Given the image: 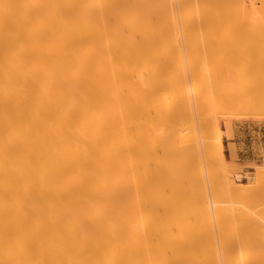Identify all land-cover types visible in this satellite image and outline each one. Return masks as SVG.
Listing matches in <instances>:
<instances>
[{
    "label": "bare ground",
    "instance_id": "6f19581e",
    "mask_svg": "<svg viewBox=\"0 0 264 264\" xmlns=\"http://www.w3.org/2000/svg\"><path fill=\"white\" fill-rule=\"evenodd\" d=\"M263 56L264 0H0V264H264V170L194 125Z\"/></svg>",
    "mask_w": 264,
    "mask_h": 264
},
{
    "label": "rangeland",
    "instance_id": "374dc122",
    "mask_svg": "<svg viewBox=\"0 0 264 264\" xmlns=\"http://www.w3.org/2000/svg\"><path fill=\"white\" fill-rule=\"evenodd\" d=\"M262 59L260 65V62L254 65H252L253 63H250L251 65L247 63L248 65L245 64L241 66L242 68L239 67V70L232 67L220 69L221 72H218L221 76L217 73L218 76H212L214 77L212 81L210 78L202 85L199 101L201 100L200 103L205 107L204 112H202L203 109L199 111L200 113L194 112V125L196 130H198V135L201 133V131L199 132L200 128L198 129L200 127L198 123L204 119V121H210L211 123L213 120L215 122L218 121V126L221 130L222 150L227 163L225 164L226 168L236 183L245 182L247 185H254L255 179L253 177L256 172L264 170V56ZM224 71L226 72L224 73ZM209 84L211 85L209 86ZM206 95L209 96L208 100ZM228 103L232 104L229 106ZM206 109L210 111L208 112ZM224 109L225 112L222 111ZM204 115L206 116L204 117ZM212 116H214V119ZM200 117H202L201 121H199ZM211 134L208 136L202 134L203 137L200 134L201 140H199L201 143L205 141V137L206 141L210 140L211 142L213 140V135L211 136ZM198 135L197 137L199 138ZM209 137L211 139L208 140ZM233 140L236 143L232 142ZM211 154H206L205 156H209L208 158H211L212 162H214L215 153ZM205 156L200 154V160L203 169L207 170L209 159L205 158ZM212 162L211 169L214 171L218 170L219 166H217V163L214 164ZM204 164L207 167L206 169Z\"/></svg>",
    "mask_w": 264,
    "mask_h": 264
},
{
    "label": "crops",
    "instance_id": "0c3cea01",
    "mask_svg": "<svg viewBox=\"0 0 264 264\" xmlns=\"http://www.w3.org/2000/svg\"><path fill=\"white\" fill-rule=\"evenodd\" d=\"M232 142L236 143V141H235V140H233Z\"/></svg>",
    "mask_w": 264,
    "mask_h": 264
}]
</instances>
